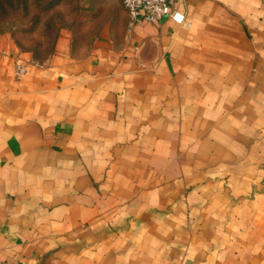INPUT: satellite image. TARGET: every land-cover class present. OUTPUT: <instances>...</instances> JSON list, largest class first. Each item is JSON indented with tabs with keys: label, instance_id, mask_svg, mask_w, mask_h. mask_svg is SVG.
<instances>
[{
	"label": "crops",
	"instance_id": "0c3cea01",
	"mask_svg": "<svg viewBox=\"0 0 264 264\" xmlns=\"http://www.w3.org/2000/svg\"><path fill=\"white\" fill-rule=\"evenodd\" d=\"M80 2L43 59L0 34V262L264 264V0Z\"/></svg>",
	"mask_w": 264,
	"mask_h": 264
},
{
	"label": "rangeland",
	"instance_id": "374dc122",
	"mask_svg": "<svg viewBox=\"0 0 264 264\" xmlns=\"http://www.w3.org/2000/svg\"><path fill=\"white\" fill-rule=\"evenodd\" d=\"M1 1L0 34L10 32L22 48H36L39 59L51 51L61 28H77L81 36L85 31L79 19L85 14L81 0Z\"/></svg>",
	"mask_w": 264,
	"mask_h": 264
},
{
	"label": "built area",
	"instance_id": "2783aa9c",
	"mask_svg": "<svg viewBox=\"0 0 264 264\" xmlns=\"http://www.w3.org/2000/svg\"><path fill=\"white\" fill-rule=\"evenodd\" d=\"M122 3L132 19L138 16L154 21L171 18L179 24L187 23L184 13L178 7V0H122ZM14 67L17 75L23 73L24 65L21 62H15ZM0 264L15 263L3 261Z\"/></svg>",
	"mask_w": 264,
	"mask_h": 264
},
{
	"label": "trees",
	"instance_id": "16d2710c",
	"mask_svg": "<svg viewBox=\"0 0 264 264\" xmlns=\"http://www.w3.org/2000/svg\"><path fill=\"white\" fill-rule=\"evenodd\" d=\"M0 4L3 5V2H2L1 0H0ZM56 37H57V36H56ZM56 37H55V40H54V42H53L52 49H51V51L47 54V56L52 52V50H53V48H54V46H55ZM18 44H19V43H18ZM19 45H20V44H19ZM32 52H33V56H34V58L39 59V58H37V57H38V53H37V51H36V48H33V49H32Z\"/></svg>",
	"mask_w": 264,
	"mask_h": 264
}]
</instances>
